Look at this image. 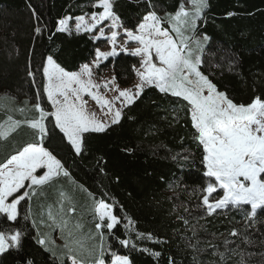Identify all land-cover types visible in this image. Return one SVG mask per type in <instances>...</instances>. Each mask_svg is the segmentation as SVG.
Segmentation results:
<instances>
[{
  "label": "trees",
  "instance_id": "16d2710c",
  "mask_svg": "<svg viewBox=\"0 0 264 264\" xmlns=\"http://www.w3.org/2000/svg\"><path fill=\"white\" fill-rule=\"evenodd\" d=\"M182 1L152 0V5L158 15H166L175 13ZM94 3L0 0V98L7 96L19 104L27 119L37 115L33 108L26 111L25 103L34 106L38 102L37 91L46 83L38 69L46 56H53L67 71H79L93 61L99 44L90 33L56 29L60 19L98 11ZM113 10L126 28L133 29L150 9L145 0H114ZM36 27L43 29L42 34L35 32ZM196 34H206L210 39L201 71L219 91L237 104H248L256 96L264 98V0H207ZM139 61L122 53L104 67H113L116 82L128 87ZM30 71L36 73L35 84ZM39 102L50 110L46 95H41ZM9 115L7 109L0 108V122ZM30 142H35L33 130L20 126L8 140H0V162ZM44 146L69 171L66 180L72 184L69 191L76 199V209L90 212L99 199L113 206L120 223L112 235L104 230L105 245L128 256L131 264H231L240 263L241 257L243 264H264V212L258 210L250 220L247 205H230L212 215L205 210L204 189L212 181L204 174L203 150L195 139L186 102L146 88L124 109L118 124L105 132L85 134L81 155H76L60 134H53ZM66 180L60 176L38 189L46 196L38 192L35 206L31 199L22 201L16 223L0 215V229L19 228L25 233L20 250L0 256V264H24L25 258L34 264H61L57 252L53 250L56 256H52L36 244L34 237L39 233L32 221L34 212L40 215L39 209L47 201L55 202V191L50 187L67 184ZM83 221L93 232L95 224L89 216ZM234 229L236 236L231 235ZM118 239H129L136 247H124ZM110 259L109 253L105 260ZM63 264L70 261L65 259Z\"/></svg>",
  "mask_w": 264,
  "mask_h": 264
},
{
  "label": "snow or ice",
  "instance_id": "6c2138e0",
  "mask_svg": "<svg viewBox=\"0 0 264 264\" xmlns=\"http://www.w3.org/2000/svg\"><path fill=\"white\" fill-rule=\"evenodd\" d=\"M145 3L150 10L133 29H129L114 12V0H95L94 6L101 11L89 14L87 19L85 16L76 17L74 31L96 33L92 38L109 41L111 50L95 49L93 61L84 64L79 71L65 70L51 55L46 56L40 65L38 71L46 83L37 91L38 102L33 106L36 117L26 121L35 134V142L24 144L0 162V215L5 221L16 223L20 217L21 202L30 200L38 189L49 186L61 175L70 177L62 161L44 146L46 140L53 134H60L74 153L81 155L85 134L105 132L112 124L120 122L122 111L115 108L114 101L129 106L146 88H155L162 94L186 102L188 106L195 139L203 150L201 163L205 168L204 174L212 181L204 189L202 202L206 212L211 215L229 205H247L250 206V220L255 219L257 209L264 212V98L256 96L248 104H237L225 92L219 91L200 70L203 63L201 39L206 41L209 37L204 34L197 38L195 31L197 21L207 7L206 0H191V10L180 4L175 13L166 14L163 18L154 10L152 0H145ZM71 19H60L56 30L72 31L68 27ZM105 21L109 22L106 27L110 35L102 27ZM118 30L123 31L126 38L124 44L118 43ZM35 32L42 34L43 29L36 27ZM130 42H135L137 46L129 50L126 45ZM120 52L140 58V68L135 69L139 79L134 88L121 89L115 83V77L102 83L95 82L94 69ZM29 76L35 84L36 73L30 71ZM101 88L114 91L116 95L110 99L100 93ZM41 95H46L50 110L39 102ZM84 96L90 97L105 110L107 121L98 119L94 112L87 109ZM8 121L7 127L0 125V140L6 141L22 123L12 120L11 116ZM218 189L223 190L222 197L210 201L209 197ZM61 197L56 214L48 212L51 224L47 226H54L63 233L69 229L70 218L76 208L70 206L65 213L63 203L68 197L64 193ZM93 216L96 235H90L88 240L95 243L88 246L85 240L76 238L69 229L64 238V254L58 258L61 264L65 259L70 264H131L128 256L119 255L111 251L110 245H105L104 230L112 235V230L120 223L113 214V206L104 199L95 200ZM24 218L28 219V216ZM32 223L35 227L36 222ZM75 227L79 229L81 226L76 224ZM237 234L235 229L231 232L233 236ZM24 235L19 228L0 229V256L11 250L19 251ZM34 239L44 251L56 256L49 246L55 242L50 241L46 234H38ZM118 243L124 247L130 244L136 247L129 239H118ZM109 253L111 259L106 261L105 256ZM220 255L224 259L223 253ZM242 261L243 257L241 264ZM24 264H34V261L25 258Z\"/></svg>",
  "mask_w": 264,
  "mask_h": 264
},
{
  "label": "rangeland",
  "instance_id": "374dc122",
  "mask_svg": "<svg viewBox=\"0 0 264 264\" xmlns=\"http://www.w3.org/2000/svg\"><path fill=\"white\" fill-rule=\"evenodd\" d=\"M206 3H207V0H206ZM182 4L184 5V7L186 9L191 10V8H192L191 0H183ZM94 5H95V3L92 6H94ZM94 8L97 9L98 11H101V9H99V8H97L95 6H94ZM205 10H206V8L203 10L202 17L204 16ZM98 11H95V12H98ZM88 15L89 14H86V15H83V16H85V18L87 19ZM160 16L163 18L166 15H160ZM202 17L197 21V27H198L199 22L202 19ZM75 23H76V20L73 19V18L69 21L68 27L72 31L67 32V33H76L74 31ZM108 23H109L108 21H105L104 25H102V27L105 28V33L110 35V33L108 31V28L106 27V25ZM118 31L120 32V35L118 36V43L119 44H124L126 38L124 37L123 31L122 30H118ZM196 32H197V28H196V31H195V36L197 38H200L202 35H197ZM81 33H84V32H81ZM81 33H77V34H81ZM90 35L93 37L94 35H96V33H90ZM95 42H97L99 44L98 48L101 51L107 52V51L111 50V44H110L109 41L104 40V39H100V40H95ZM209 42H210V39H208L206 41L201 39V45H202L201 58H202V61L204 59V55L206 53V49H207V46H208ZM126 46L129 48V50H131V49H134L137 46V44L135 42H130V43H127ZM122 53H124V52H120V54H122ZM118 56H116V57H118ZM116 57H109V59L107 61H103L100 64V67L98 69H94V77H93V79H94L95 82L102 83V82H104L106 80H110L112 77H115L114 68L111 67V66H105L104 67V65H106L111 58H116ZM137 58L140 60L139 57H137ZM138 68H140V65H139ZM138 68H136V69H138ZM138 79L139 78L135 75V79H134L133 83L130 86H128V87L120 86L116 82V80H115V83L117 85H119V87L121 89L134 88V85L138 82ZM100 93L105 95L106 97H108L110 99L113 98L116 95V93L114 91H109V90H106V89H103V88L100 89ZM84 100L87 101V105H86L87 109L90 112H94L98 119H102V120H105V121L108 120V117L104 115V111L105 110H102L100 108V106L96 104L95 101H93L88 96H84ZM25 104H27L25 106L26 111L27 110H31V108H33L32 104H28V103H25ZM114 105H115V108H119L121 111L125 107L123 104H121L119 102H116V101H114ZM0 108L2 109V111L7 109V114L8 115L11 114L9 116L12 117V120L21 121L22 123H21L20 126L28 127L27 123H26V121L29 120V119H27V115L23 114L24 112L21 111V109L19 108V104L15 103V102H12V100L9 97L3 96V97L0 98ZM8 123H10V122L8 121V118H7V120H5L3 122H0V125H4L5 127H7ZM19 129H20V127H18V129L16 131H18ZM64 180H66V177L62 176V181H64ZM66 182H67V184H60L59 183L58 185L51 186L49 190H51V191L54 190L55 191V196H56L55 197V202L47 201L48 203L45 206H43L42 209H39L40 215L37 212L36 213L34 212V214H33L34 220L36 221V224H37L38 233L39 234H46L50 241H54L55 242L54 244H50L49 246L52 248V250L57 252V255H59V257H62L63 254H64V248H63V244L65 243V239L64 238L67 237V232H68L69 229H71L73 231V233H74L76 238H80V239L85 240L88 246H91L92 244L95 243V241L88 240V237L90 235H96L95 229H94L93 232H91V230L90 229H86L84 224H83V222H84L83 220H85L86 216H89L91 221L95 224V218L93 216V208H92V210H90V212H88L89 210L86 211V212H83L82 209H76L75 214L70 218L69 229H66L63 233H61L59 231V229H56L54 226H52V227L47 226V225L51 224V221L48 218V212L52 211L53 215L56 214L57 209L59 208L60 202L62 200L61 193H64L65 196L68 197V200L64 201V203H63V207H64V210H65V213L67 212L68 207H70V206H74L75 207L76 199H74V195L69 191V190H73V187L70 188V185H72V184H71V182L69 180H66ZM57 186H58V188H55ZM64 186H66V187H64ZM79 187H81V186H79ZM80 190L82 191L83 194H85V195L87 194V195H89L91 197V195L84 188H80ZM80 190L78 189L77 192H81ZM37 193L39 194V196H41V194H43V196H46V192L45 191L43 192V190H37ZM37 193H36V195L31 197V201L33 200V206H35V201L39 200V196L37 195ZM217 194H219V195H217ZM222 194H223V190L218 189V191L216 193H213V195L211 197H209V199H210V201H214L215 199L221 198ZM33 206H32V211H33ZM258 210H260V209H257V212H258ZM217 211H220V210H216V212ZM215 213H213V214H215ZM75 217H77V218H75ZM92 222L89 221V224L92 223ZM76 224H79L81 227L79 229H77L75 227ZM86 256H87V254L85 253V257ZM235 258H236V255L233 256V260ZM231 264H241V260H240V263L236 262V261L235 262L232 261ZM242 264H243V261H242Z\"/></svg>",
  "mask_w": 264,
  "mask_h": 264
},
{
  "label": "crops",
  "instance_id": "0c3cea01",
  "mask_svg": "<svg viewBox=\"0 0 264 264\" xmlns=\"http://www.w3.org/2000/svg\"><path fill=\"white\" fill-rule=\"evenodd\" d=\"M125 108H126V106L123 108L122 112L124 111ZM3 141H5V140H3Z\"/></svg>",
  "mask_w": 264,
  "mask_h": 264
}]
</instances>
